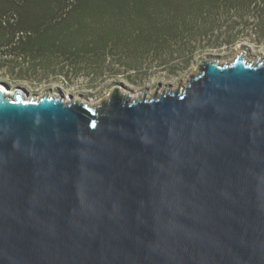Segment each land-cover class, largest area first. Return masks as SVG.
I'll return each instance as SVG.
<instances>
[{
	"label": "water",
	"instance_id": "water-1",
	"mask_svg": "<svg viewBox=\"0 0 264 264\" xmlns=\"http://www.w3.org/2000/svg\"><path fill=\"white\" fill-rule=\"evenodd\" d=\"M27 98L0 84V264H264V57Z\"/></svg>",
	"mask_w": 264,
	"mask_h": 264
},
{
	"label": "trees",
	"instance_id": "trees-1",
	"mask_svg": "<svg viewBox=\"0 0 264 264\" xmlns=\"http://www.w3.org/2000/svg\"><path fill=\"white\" fill-rule=\"evenodd\" d=\"M239 30L264 34V0H0V72L130 76Z\"/></svg>",
	"mask_w": 264,
	"mask_h": 264
},
{
	"label": "rangeland",
	"instance_id": "rangeland-1",
	"mask_svg": "<svg viewBox=\"0 0 264 264\" xmlns=\"http://www.w3.org/2000/svg\"><path fill=\"white\" fill-rule=\"evenodd\" d=\"M239 31L241 34L229 41L227 35L222 34L218 39L208 38L202 43L194 44L182 56L165 64L143 61L142 66L130 76L126 73L115 74V70H110L106 76L90 78L84 74H73L69 79L39 73L32 75L29 80L16 82L8 78L6 73L0 72V84L7 85L10 90L22 88L28 98H40L46 93H53L66 101L82 100L92 105L107 98L115 87L137 97L157 88H177L186 84L190 75L198 72L199 64L205 59L232 61L240 52H244L250 61L264 57V34L258 37L249 30ZM126 77H132V80L129 81Z\"/></svg>",
	"mask_w": 264,
	"mask_h": 264
},
{
	"label": "bare ground",
	"instance_id": "bare-ground-1",
	"mask_svg": "<svg viewBox=\"0 0 264 264\" xmlns=\"http://www.w3.org/2000/svg\"><path fill=\"white\" fill-rule=\"evenodd\" d=\"M28 99V98H27Z\"/></svg>",
	"mask_w": 264,
	"mask_h": 264
}]
</instances>
